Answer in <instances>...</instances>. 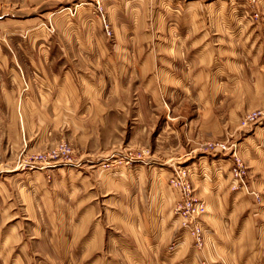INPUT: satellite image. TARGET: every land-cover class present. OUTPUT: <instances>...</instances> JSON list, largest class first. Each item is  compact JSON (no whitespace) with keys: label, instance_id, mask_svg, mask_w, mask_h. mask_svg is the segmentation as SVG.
Wrapping results in <instances>:
<instances>
[{"label":"rangeland","instance_id":"1","mask_svg":"<svg viewBox=\"0 0 264 264\" xmlns=\"http://www.w3.org/2000/svg\"><path fill=\"white\" fill-rule=\"evenodd\" d=\"M209 3H215L214 11ZM199 32H217L213 44L221 50L219 60L213 54L198 59L203 72L197 77L186 68L179 74L183 80L176 81L158 69L154 81L167 83L159 89L147 84L139 68H129L132 62L146 64L148 55L161 62L182 44L180 39L189 66L200 56L193 49ZM260 46L264 50L262 0H0V67L13 71L18 61L34 65L45 56L54 72L63 74L67 58L62 52L68 51L79 89L100 93L98 102L108 104L115 103L117 92L116 100L126 104L104 113L92 103L78 107L76 99L74 120L70 114L51 128L27 129L19 115L35 74L30 80L22 73V96L12 98L13 105L0 104V180L11 183V226L33 225L22 208V191L39 197L57 194L63 210L73 196L77 202L87 194L101 200L114 193L146 194L149 180L159 177L180 198L172 177L183 169L199 198L204 200L198 193L202 180L209 193L227 194L224 186L209 184L218 176L208 164L229 158L233 166L234 149L244 161L241 142L264 122ZM249 114L257 118L245 125ZM244 163L253 190L254 175Z\"/></svg>","mask_w":264,"mask_h":264},{"label":"crops","instance_id":"2","mask_svg":"<svg viewBox=\"0 0 264 264\" xmlns=\"http://www.w3.org/2000/svg\"><path fill=\"white\" fill-rule=\"evenodd\" d=\"M212 4L215 3L207 5L214 11L216 5ZM198 13L200 20L204 21L201 12ZM209 17L213 18V13ZM194 35V54L200 56H196L189 66L185 63L186 46L180 39L182 44L164 54L161 62L159 58L156 61L155 56L152 58L148 55L146 64L140 66L139 62H132L129 68L132 71L139 68L146 74L147 84L152 83L159 89H166L167 86L164 85L166 82L156 84L154 81L158 69L176 81L183 80L179 74L187 72L186 68L197 77L203 72L198 59L213 54L219 60L216 55L221 48L213 44L218 38L215 36H219L217 32L213 35L202 32ZM204 40L205 45L202 44ZM62 53L67 58V70L63 74L54 72L53 65H49L45 56L44 61H35L34 65L24 66L18 61V68L14 67L13 71L7 66L0 67L1 105H13L12 98L22 96V73L30 80L35 74L29 90L24 94L19 115L27 129L37 128L41 131L51 128L55 122L68 120L65 117L70 114L74 120L76 99L78 107L86 102L89 106L92 103L99 109L104 108V113L120 110L126 105L116 100L117 92L115 103L108 104L107 100L98 102L100 93L79 89L70 71L73 68L69 66L71 60L68 59L73 56L68 51ZM136 54L132 53L131 56L135 57ZM258 54L259 58H264L261 46ZM32 66H35L34 70ZM11 73L17 82L11 80ZM261 84L259 95L264 94ZM240 153L253 172L252 189L260 194L261 199L258 202L253 194L231 189V159H221L226 161L223 164L219 159L208 164L218 176L209 184L219 188L224 186L228 193L219 195L211 190L209 193L206 182L202 180L199 183L202 188L198 193L206 203L203 217L205 245L202 249L196 248L192 237L182 230L180 218L174 211L179 195L175 196L170 191L164 178L150 179V190L146 194L139 193V190L125 197L121 193H114L103 195L105 199L102 200L97 199V195L87 194L79 196L77 202L72 195V199L66 200L63 210H60L57 194H40L39 197V194L33 196L20 189L22 193L19 196L24 204L22 208L33 225L19 226L10 224L11 183L0 180V264H264V122L246 135L241 142ZM200 168L203 169L202 166ZM222 173L227 175L225 182L222 181ZM43 209L45 214H42ZM173 243L178 245L170 250Z\"/></svg>","mask_w":264,"mask_h":264},{"label":"built area","instance_id":"3","mask_svg":"<svg viewBox=\"0 0 264 264\" xmlns=\"http://www.w3.org/2000/svg\"><path fill=\"white\" fill-rule=\"evenodd\" d=\"M256 118V114H249L245 119L244 124L249 125L250 122H255ZM236 151L237 150L234 149L233 154L235 156V161L232 166L231 188L233 190H238L240 188L246 189L248 192L256 195L259 199L260 195L249 189L248 183L250 181L247 167L242 158L235 153ZM186 176L187 171L180 169L176 170V175L172 177V184L179 187L181 190V196L175 203L174 211L180 218L182 230L186 231L192 237L196 248L202 249L205 245V227L203 217L206 213V203L203 199L199 198L191 191L190 185L186 180ZM177 245L178 243H173L169 249L174 250Z\"/></svg>","mask_w":264,"mask_h":264}]
</instances>
